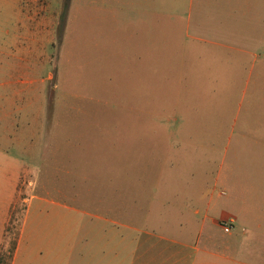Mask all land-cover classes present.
Returning <instances> with one entry per match:
<instances>
[{"label":"rangeland","instance_id":"obj_1","mask_svg":"<svg viewBox=\"0 0 264 264\" xmlns=\"http://www.w3.org/2000/svg\"><path fill=\"white\" fill-rule=\"evenodd\" d=\"M123 1L0 0V264L19 239L15 264H181L190 251L177 241L230 240L228 189L213 183L220 153L167 145L194 90L181 89L184 42L152 81L142 58L140 83L130 20L150 7ZM193 1L175 0L172 18L159 6L158 19L193 20ZM249 17L264 37V14ZM236 54L243 69L250 58Z\"/></svg>","mask_w":264,"mask_h":264},{"label":"crops","instance_id":"obj_2","mask_svg":"<svg viewBox=\"0 0 264 264\" xmlns=\"http://www.w3.org/2000/svg\"><path fill=\"white\" fill-rule=\"evenodd\" d=\"M174 1H123L125 6L140 13L150 7L149 20H130L133 27L139 29L133 41V50H140L134 55L139 58V81H143L142 58H145V71L152 81L157 78L159 65L163 61L168 65L167 58L176 49L174 42L176 47L179 42H184L182 68L189 77L183 75L181 89L194 90L187 94L182 91V122L180 129L172 128L166 132L168 149L175 144L174 138H178L176 145L181 150L193 147L195 153L209 148L220 153L214 163L213 183L228 189L231 224L230 230L224 231L230 237L229 241L217 242L211 238L195 244L177 241L183 251L190 252L176 261L181 264H264V37L252 33L254 28H248L243 23L246 20H241L248 13L249 19L261 21L264 0H197L193 20L188 15L187 18L181 15L183 22L175 18L159 20V6H163L172 18ZM189 1L193 7L194 1ZM142 31L146 32L144 36L140 33ZM142 41L148 42L146 55L143 54L145 44ZM233 52L250 58L245 65L241 64L243 69H239L238 54ZM261 57L263 61L259 63ZM135 61L134 64H138ZM195 69L197 83L191 82L195 78L191 75ZM239 71L244 72L240 94L237 99L227 101L233 96L229 90L237 85ZM150 87L153 88V82ZM138 88L141 93L143 86L139 84ZM167 120L175 123L179 117ZM203 181L197 179L193 184ZM193 212L198 214L199 210ZM197 233L199 239L201 231ZM19 249L20 239L10 264H15Z\"/></svg>","mask_w":264,"mask_h":264},{"label":"built area","instance_id":"obj_3","mask_svg":"<svg viewBox=\"0 0 264 264\" xmlns=\"http://www.w3.org/2000/svg\"><path fill=\"white\" fill-rule=\"evenodd\" d=\"M230 226H231V225H228V224L225 223V224H224V231H225V232H228V231L230 230Z\"/></svg>","mask_w":264,"mask_h":264},{"label":"trees","instance_id":"obj_4","mask_svg":"<svg viewBox=\"0 0 264 264\" xmlns=\"http://www.w3.org/2000/svg\"><path fill=\"white\" fill-rule=\"evenodd\" d=\"M15 249V245L13 244V248H12V252H13V250ZM12 252H11V254H10V257H11V259H12Z\"/></svg>","mask_w":264,"mask_h":264}]
</instances>
